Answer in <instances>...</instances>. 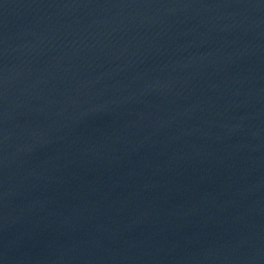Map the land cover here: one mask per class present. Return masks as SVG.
<instances>
[{"label":"water","instance_id":"1","mask_svg":"<svg viewBox=\"0 0 264 264\" xmlns=\"http://www.w3.org/2000/svg\"><path fill=\"white\" fill-rule=\"evenodd\" d=\"M0 264H264V0H0Z\"/></svg>","mask_w":264,"mask_h":264}]
</instances>
